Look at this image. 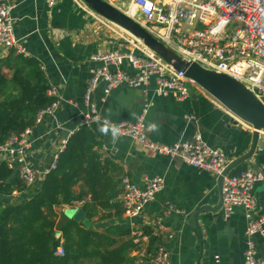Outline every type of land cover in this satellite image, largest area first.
<instances>
[{
	"label": "crops",
	"instance_id": "crops-1",
	"mask_svg": "<svg viewBox=\"0 0 264 264\" xmlns=\"http://www.w3.org/2000/svg\"><path fill=\"white\" fill-rule=\"evenodd\" d=\"M110 1L116 7H122L124 3L123 0ZM11 2L14 6L11 12L14 38L24 56L40 64L49 87L54 91V95L48 97L58 100L55 112L43 114L25 138L28 148L24 152V164L41 172L51 164L50 158L54 157L62 141L68 140L80 127L89 71L100 65L93 57L114 49L131 50V47L72 0H56L50 7L46 0ZM8 52L0 45V59ZM153 88V83L144 90L121 86L111 90L102 101L103 83H100L92 94V101L101 116L111 122H136L141 110L148 105L143 120L150 128V138L156 143L189 142L199 131L205 144L222 150L232 161L247 153L251 128L200 88L190 86L188 98L180 102L170 94L155 96ZM189 115L194 116V120L187 121L185 116ZM89 130L100 143L101 158L114 166L111 175L115 179L127 176L139 187L153 176L163 179L162 190L144 206L139 216L116 215L115 208L108 211L98 209L96 216L86 219L90 222V229L114 236L118 244L124 245L129 243L132 232H145V228L151 231L156 220L160 219L158 240L168 253L170 264H244L247 222L242 209L236 208L227 219L223 218L221 208L215 212L202 211L197 215L198 230L193 226L195 211L203 206L214 209L219 202L217 176L192 168L177 158L150 152L129 137L115 134L108 125L95 122ZM262 139L264 136L259 137L257 145L263 150L255 151L249 159L232 168L227 176L264 166ZM1 163L8 164L13 171L18 169L16 161L4 150H0ZM40 182H35V189ZM35 189L30 186L23 192L0 195V204L25 202ZM75 191L78 192L79 188L76 187ZM254 195L255 214L264 216L263 184L254 187ZM85 201L89 202V198L86 197ZM114 202L121 203V193ZM81 207L63 206L59 212L73 219L72 213L82 211ZM103 214L109 217L102 218ZM254 242L258 256L264 257L263 239L255 236ZM124 255V264H135L133 246H127ZM216 256L218 262H215Z\"/></svg>",
	"mask_w": 264,
	"mask_h": 264
},
{
	"label": "built area",
	"instance_id": "built-area-1",
	"mask_svg": "<svg viewBox=\"0 0 264 264\" xmlns=\"http://www.w3.org/2000/svg\"><path fill=\"white\" fill-rule=\"evenodd\" d=\"M55 1L46 0V4L50 7ZM72 1L87 9L81 0ZM104 1L111 4L110 0ZM123 1L122 7L111 5L137 22L147 33L181 58L206 70L231 77L259 101L264 100V0ZM13 8L11 0H0V45L23 54L13 34ZM89 12L104 28L125 41L131 50L114 49L93 57L100 65L89 71L83 95L85 111L80 127L89 128L95 122L108 125L115 134L129 137L150 152L177 158L192 168L215 176L220 175L232 160L222 150L205 144L199 131L195 132L193 140L189 142L177 141L165 145L152 141L150 128L143 120L148 105L144 106L140 118L133 123L111 122L101 116L92 101V94L100 83H103L102 101L111 90L118 87L144 90L153 83L155 96L170 94L179 102L188 98L189 88L194 84L183 73L176 72L165 64L127 31ZM48 95H54L51 88L47 91ZM57 106L58 100L54 98L46 109L38 113L35 123L43 114H53ZM185 119L192 121L194 116H185ZM28 133L29 129L19 136L11 135L0 146V150L6 151L16 161L19 179L25 186L30 187L55 169L57 153L64 149L67 140L62 141L51 164L45 170L37 172L24 164V152L28 148L25 138ZM260 136H264V131L260 132ZM262 150L263 147L257 145L256 151ZM257 184L264 185V166L256 170L248 169L236 176H226L222 184L223 218L227 219L236 208H240L247 222L244 232V264H264V257L258 256L254 242L255 236H260L264 241V216L255 214L254 187ZM162 188L163 179L158 176L149 178L143 187L137 186L129 177L122 176L121 204L124 214L130 217L139 216L144 206ZM83 203L84 201L73 202L69 206L81 207ZM160 223V219H157L150 234L143 231L131 233V243L136 254L135 264H170L168 253L158 240ZM151 239L153 243L150 247ZM54 255L62 257V248L58 247ZM214 259L218 262L217 256Z\"/></svg>",
	"mask_w": 264,
	"mask_h": 264
},
{
	"label": "trees",
	"instance_id": "trees-1",
	"mask_svg": "<svg viewBox=\"0 0 264 264\" xmlns=\"http://www.w3.org/2000/svg\"><path fill=\"white\" fill-rule=\"evenodd\" d=\"M49 88L35 59L12 49L0 59V146L11 135L19 136L34 125L38 113L54 101L47 96ZM99 149L100 143L89 128L80 127L57 153L55 169L42 178L28 200L0 204V264L125 263V250L133 246L131 239L120 245L114 236L87 229L59 212L63 206L84 201L81 210L85 219L96 216L98 209L115 208L116 215L124 213L122 204L114 202L121 193L122 177L111 175L114 166L101 158ZM12 173L6 163L0 164L2 196L29 188L18 175L7 181ZM144 231L150 234L147 228ZM152 243L151 239L150 247ZM58 247L63 250L62 257L54 255Z\"/></svg>",
	"mask_w": 264,
	"mask_h": 264
},
{
	"label": "water",
	"instance_id": "water-1",
	"mask_svg": "<svg viewBox=\"0 0 264 264\" xmlns=\"http://www.w3.org/2000/svg\"><path fill=\"white\" fill-rule=\"evenodd\" d=\"M81 1L85 7L95 15L121 27L141 41L144 47L154 53L165 64L170 66L174 71L183 73L187 80L213 98L233 117L251 128V143L247 153L231 161L223 169L221 174L217 176V189L219 192V202L217 206L214 209L203 206L194 212L193 226L198 230L197 215L200 212L206 210H208V212H215L222 207L221 191L223 178L228 175L232 168L249 159L256 151L260 132L264 131V100L262 102L259 101L249 90L231 77L206 70L196 63L184 60L173 50L147 33L137 22L123 14L110 3L104 0ZM50 159L49 163L52 162L53 158ZM17 173L18 169H15L7 181L13 180L17 176ZM31 188L35 189V186L32 185ZM71 216L74 220L81 222L85 228L88 229L90 227V222L84 218V213L82 211L72 213Z\"/></svg>",
	"mask_w": 264,
	"mask_h": 264
},
{
	"label": "rangeland",
	"instance_id": "rangeland-1",
	"mask_svg": "<svg viewBox=\"0 0 264 264\" xmlns=\"http://www.w3.org/2000/svg\"><path fill=\"white\" fill-rule=\"evenodd\" d=\"M263 143H264V139H262Z\"/></svg>",
	"mask_w": 264,
	"mask_h": 264
},
{
	"label": "clouds",
	"instance_id": "clouds-1",
	"mask_svg": "<svg viewBox=\"0 0 264 264\" xmlns=\"http://www.w3.org/2000/svg\"><path fill=\"white\" fill-rule=\"evenodd\" d=\"M101 131H103V129H101Z\"/></svg>",
	"mask_w": 264,
	"mask_h": 264
}]
</instances>
